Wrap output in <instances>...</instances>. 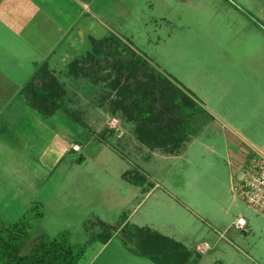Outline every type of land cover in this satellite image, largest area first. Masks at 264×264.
<instances>
[{
	"label": "rangeland",
	"instance_id": "rangeland-1",
	"mask_svg": "<svg viewBox=\"0 0 264 264\" xmlns=\"http://www.w3.org/2000/svg\"><path fill=\"white\" fill-rule=\"evenodd\" d=\"M123 1L125 14L118 24L109 23V33L100 30L88 39L89 45L79 35L76 46H58L63 50L59 60L51 61L67 87L65 104L85 116L90 127L63 111L51 119L42 118L49 127L44 148L38 133L26 140L20 131L27 129H21V124L8 126L0 121V225L25 219L31 225L28 244L42 231L52 235L72 230L73 241L86 249L78 264H155L126 250L120 238L103 249L89 242L99 225L84 223L88 207L106 189L130 186L117 177L119 167L127 164L148 171L161 186L137 208L129 223L154 227L197 248V264H264V215L238 197L234 187L242 158L252 151L264 152V0ZM70 31L63 32V39ZM110 33L196 100L189 129L192 140L183 144L179 155L153 157L144 147L143 151L133 148L137 123L126 115L124 126L114 128L123 131V138L105 132L103 145L99 136H92V131L106 130L101 107L108 104L103 91L109 89L87 77L71 76L67 66L71 57L81 59L92 50L93 39ZM69 47L77 52L69 54ZM115 49L123 51L121 46ZM106 72L111 77L117 74L115 68ZM72 89H79V94ZM131 91L122 99L141 93ZM157 109L155 126L180 131L167 107L161 104ZM34 125L28 129L37 130ZM73 140L79 141V147ZM70 147L73 153L65 157ZM108 148L123 156L124 162ZM55 166L58 169L53 172ZM66 167L71 168L69 173L64 172ZM32 201L39 203L35 211ZM135 205L130 203L125 212L131 214ZM37 209L45 215L38 216ZM120 216L110 213L109 223L117 225ZM240 216L249 222L247 228H237ZM205 242L209 248L202 252L198 244Z\"/></svg>",
	"mask_w": 264,
	"mask_h": 264
},
{
	"label": "trees",
	"instance_id": "trees-1",
	"mask_svg": "<svg viewBox=\"0 0 264 264\" xmlns=\"http://www.w3.org/2000/svg\"><path fill=\"white\" fill-rule=\"evenodd\" d=\"M92 45V50L83 58L70 64L69 74L87 77L101 86L106 85L109 90L103 98L109 100L107 106L110 112L115 116L122 113L137 123L135 135L143 145L166 154L179 155L183 144L192 140L189 129L195 115L193 110L197 106L194 97L175 80L154 67L145 56L131 49L117 34L110 33L103 39H93ZM115 46L118 50L121 46L123 51H117ZM103 55L107 57L104 60ZM113 68L117 70V74L111 77L112 73L106 70ZM66 89L65 82L50 68L49 63L43 62L23 87L20 96L42 117H50L63 111L76 122L85 125L80 112L65 104ZM132 89H140L141 93L125 98L127 100L122 99ZM114 96L118 98L115 99ZM161 104L170 110L169 114L175 115L180 131L154 125L155 116L158 115L157 108ZM105 132L108 131L96 136L105 141ZM125 178L134 184L149 182L148 177L138 170L127 172ZM38 206L39 203H35L32 210L35 211ZM37 215L42 216L43 213L38 210ZM99 224L102 228L89 241L107 243L117 231L129 251L146 257L155 264L199 262L200 253L196 250L155 228L129 223L125 211L117 225ZM30 228V223L25 219L0 225V264H78L85 253V246L79 248L72 240V232L69 230H61L56 235L42 232L28 244L31 238Z\"/></svg>",
	"mask_w": 264,
	"mask_h": 264
},
{
	"label": "crops",
	"instance_id": "crops-1",
	"mask_svg": "<svg viewBox=\"0 0 264 264\" xmlns=\"http://www.w3.org/2000/svg\"><path fill=\"white\" fill-rule=\"evenodd\" d=\"M123 4H125L123 0H0V121L8 126L21 124V129H27L20 131L21 137L26 140L31 138L30 136H33L32 134L38 133V142H40V145L43 143L42 147L46 148L43 140L46 139V133L48 132L47 129L49 127H47L42 121V118L51 119L55 117L59 111L50 117H42L21 99V90L33 77L38 67L43 62H48L50 68L57 72V67L55 66V68H53L51 61H54V59L59 60V51H61L62 48L57 49L58 46L64 45L65 48L72 45L76 46L75 40H78L76 37L79 35L83 40L87 38V45H89L88 39L92 36L96 37L95 34L99 33L100 30L106 29L105 31L109 33V23L118 24L122 15L125 14L123 12V7H125ZM115 6H118L116 12L112 9H115ZM114 12L117 15L116 17L115 15H112ZM117 20L118 23L116 22ZM67 30H71L69 33L70 35L63 39V32ZM67 49L69 50V54H71L72 51L73 53L77 52L76 48L70 49L69 47ZM69 60L70 61L67 66L68 70L70 64L76 61V57H71ZM56 74L58 75L59 73ZM71 91L78 95L80 90L72 89ZM103 93L105 95L108 94L104 91ZM102 105L103 104H99L100 107ZM106 106L107 105L102 106L103 108L101 107V110L105 114L104 121L107 122V127H104L106 129L104 131L113 133L118 138H123V131H120V128L114 129L118 124L121 126V123H123L124 126L125 120L123 118V114L115 116L110 112L108 106L107 108ZM8 114H13V117L9 118ZM81 117L85 125L79 124L85 127H90L91 124L88 122L87 118H84L85 116L83 117V115H81ZM58 120L59 121L57 122H61V119ZM32 124H35L34 126H36L37 130L28 129V127H32ZM92 133V136H96V134H98L97 131H92ZM94 138L92 137L93 141ZM133 138L135 140V143L132 145L133 148L136 146H138L139 149L144 147L143 150H146L145 152H148L150 156L153 157L158 156V154L162 157L171 156V154L163 155L164 153L161 154L158 150H153L145 145H142V143L137 139L135 133L133 134ZM78 142L77 140H73L74 145L79 147L80 144L78 145ZM100 143L105 145L106 140L101 141ZM66 147L68 148V146ZM67 148L65 149L67 150ZM71 150L72 149L70 147L65 157L71 154ZM105 150L102 151V154L106 152ZM143 150L140 149V151ZM107 151H109L111 155L117 157L122 163L124 162L125 158L119 153L114 152L109 148ZM261 153L264 154L262 151ZM134 168L128 166L127 164L124 167L123 165L119 167L117 177L125 180L130 184V186L126 187L118 184L116 185L117 188H108L103 191L98 198L92 201L91 206L88 207L89 209L86 213L88 218L84 223L95 221L96 223H109L108 216L110 213L119 212L121 215L130 203L136 202L134 211L131 214H128L129 220L137 208L144 201L155 194L156 189L161 186H159L151 174L143 168H139L140 170L138 171H142L143 174L148 177L149 182L134 184L125 178V174L131 170H135ZM57 169L58 166H55L53 172H56ZM70 169H67L66 167L64 168V172L69 173ZM104 169L106 171L105 173H107L108 169ZM60 173L63 172L60 171ZM32 205L33 201L30 206ZM44 215L45 212L43 216ZM239 218L246 219L243 216H240ZM248 225L249 222L247 221L246 228ZM98 228H102V226L99 224ZM62 230L71 231L73 240L74 232L72 230ZM116 238H120L117 231H115L112 238L107 243L97 241L89 242L99 243L102 245L100 249H103ZM198 246L202 252L209 248V244L207 242H205V245L200 243ZM124 248L128 250L125 246ZM196 249L197 248H195V250ZM132 254L135 253L132 252ZM135 255L139 256L137 254Z\"/></svg>",
	"mask_w": 264,
	"mask_h": 264
},
{
	"label": "built area",
	"instance_id": "built-area-1",
	"mask_svg": "<svg viewBox=\"0 0 264 264\" xmlns=\"http://www.w3.org/2000/svg\"><path fill=\"white\" fill-rule=\"evenodd\" d=\"M240 176L235 178V191L245 203L264 215V154L252 151L237 164ZM236 226L244 229L247 221L237 219Z\"/></svg>",
	"mask_w": 264,
	"mask_h": 264
}]
</instances>
